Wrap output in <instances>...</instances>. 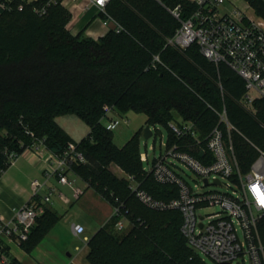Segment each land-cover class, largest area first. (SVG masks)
Returning a JSON list of instances; mask_svg holds the SVG:
<instances>
[{"label":"trees","instance_id":"16d2710c","mask_svg":"<svg viewBox=\"0 0 264 264\" xmlns=\"http://www.w3.org/2000/svg\"><path fill=\"white\" fill-rule=\"evenodd\" d=\"M247 1L264 18V0ZM35 3L0 12V175L10 165V153L21 154L38 140L59 155L74 144L84 161H74L69 170L113 207L121 206L128 224L118 230L122 216L112 214L90 237L92 264H206L181 232V213L145 206L128 178L114 172L113 165L158 199L176 195L174 186L144 171L135 136L123 146L114 142L104 125L108 109L143 113L148 123L167 126L180 116L204 135L218 122L211 107H225L237 129L231 136L239 164L247 172L259 154L256 146L264 150V100L255 102V111L245 109L240 103L245 82L229 65L216 64L197 44L186 49L168 44L180 26L169 9L181 5L186 19L196 8L189 0H111L107 12L124 29L98 38L86 35V28L69 30L64 6L53 4L38 16ZM66 115L89 126L84 138L75 140L58 124L57 117ZM58 221L45 206L22 246L32 250ZM259 230L264 235V216ZM9 264L21 263L14 258Z\"/></svg>","mask_w":264,"mask_h":264},{"label":"built area","instance_id":"2783aa9c","mask_svg":"<svg viewBox=\"0 0 264 264\" xmlns=\"http://www.w3.org/2000/svg\"><path fill=\"white\" fill-rule=\"evenodd\" d=\"M32 0H0V12L23 9ZM111 0H37L33 11L38 16L48 14L51 5L60 4L68 9L70 20L67 28L74 30L78 21L93 7L106 33L112 29L121 32L124 27L107 12ZM196 5L186 19L181 18L182 6L169 9L180 21L175 34L167 40L168 44L186 49L197 44L201 52L216 64L229 65L245 82L246 91L240 99L243 107L255 111V102L264 100V18L234 5V0H189ZM228 5H231L228 7ZM105 33V34H106ZM96 37V36H95ZM155 61H160L158 55ZM221 86V84H220ZM218 117L217 124L207 133L202 132L192 120L180 116L168 123L170 135L165 146V153L155 157L150 172L160 184L172 185L176 195L158 199L141 187L131 175H127L130 189L135 197L145 206L158 211L176 210L182 215L181 232L188 244L200 251L217 264H242L249 254L252 264H264V241L259 230V222L264 216V150L259 152L247 172H243L235 151L232 131L237 130L230 122L225 107H211ZM104 121L106 129L113 130L122 121L110 114ZM152 129V128H151ZM152 129V135H154ZM31 135L34 134L31 132ZM39 158L52 160L46 173L56 174L61 184L74 187L75 198L81 197L84 189L75 185V180L67 176L74 161H84L83 154L74 144L62 154L49 150L42 140L36 141L30 148ZM20 154L9 155L10 165L15 163ZM141 160L149 161L146 153H141ZM177 161L186 164L196 175L199 182L192 187L180 174L182 171ZM229 178L235 184L227 183L231 192L216 190L204 191L203 187L221 186L223 179ZM44 183L38 179L32 181L34 189L31 199L15 210V217L10 221H0V254L3 255L6 240L22 246L28 240L37 218L45 211V203L51 201L57 193L56 187H49L43 194L42 202L35 198ZM88 186V184H87ZM173 192V191H172ZM64 201L68 198L63 193ZM113 214L121 215V206L113 207ZM118 220V230L128 226L126 218ZM75 234L84 228L73 224ZM242 236L240 237V232ZM242 258L243 262L238 261Z\"/></svg>","mask_w":264,"mask_h":264},{"label":"crops","instance_id":"0c3cea01","mask_svg":"<svg viewBox=\"0 0 264 264\" xmlns=\"http://www.w3.org/2000/svg\"><path fill=\"white\" fill-rule=\"evenodd\" d=\"M83 28H86V35L92 36L93 38H98L106 33L97 16V9L95 7L78 21L72 32L77 33ZM82 138L74 139L79 141ZM51 165L52 160L48 161L45 158H39L33 151L26 149L18 156L15 163L9 165V167L4 170L0 175V221H10L14 219L15 210L24 206L31 199L34 193L32 187V181L34 179H38L44 183L39 195L35 198L38 202H42L43 194L46 193L51 186L57 188V193L53 195V198L55 197L66 204L72 202L71 198L63 192V187L67 186V184L59 183L56 174H46ZM66 174L69 178L70 175H72L84 181L72 170H68ZM84 182L86 184L85 188H88L87 182ZM60 193H63L66 198H68L67 202L61 199ZM80 198L81 197L76 199L79 200ZM51 201L53 203L55 199ZM45 206L57 213V210L51 203H45ZM110 206L112 208L111 213L101 226H103L113 214V206L111 204ZM77 224L83 227L81 223ZM55 226L30 251H27L23 246L6 240L4 254H0V264H9L14 258L21 264H92L88 260V254L90 252L88 241L90 237L84 235L83 241L81 239L76 240L79 235H75L71 227L69 231L74 238H72L69 243L61 244V235L60 232L55 231ZM98 229L99 228H96L92 233L94 234ZM59 243L61 246H55ZM61 254H63L64 257H62ZM8 257L10 258L9 260L7 259Z\"/></svg>","mask_w":264,"mask_h":264},{"label":"rangeland","instance_id":"374dc122","mask_svg":"<svg viewBox=\"0 0 264 264\" xmlns=\"http://www.w3.org/2000/svg\"><path fill=\"white\" fill-rule=\"evenodd\" d=\"M234 5L241 7L250 15L255 16L256 14L255 10L247 0H234ZM230 6L231 5H228V7ZM110 115L113 118L127 120V122L122 121L119 126L112 130L114 142L118 146H123L129 139L135 136L138 143L139 151L141 153H146L149 158V161H143V168L146 172H150L155 157L158 158L161 154L165 153L166 148L165 146H163V144L167 143L168 141L170 135V128L167 125L161 123H148L147 116L145 114L136 113L135 111H128L127 113H119L117 111H113ZM57 122L75 139H80L86 136L89 132V126L75 115L59 116L57 117ZM148 125L154 130L155 133L154 135L146 139L144 136V129ZM177 164L182 169L179 174L192 187L196 189L195 185L197 182H199V180L196 177L195 173L183 162L177 161ZM113 170L118 176H126V174L115 165H113ZM70 178L75 180L76 186H79L84 189V193L82 194L81 198L77 200L75 198L74 187L67 185L63 187V192L69 198H71V203H63L55 197H52L53 199H51H55L53 203L52 201L48 202L52 204V206L57 210V213L59 215V221L55 226V231L60 232L61 244L69 243L72 238H74V236H71L69 231V228L72 227V224L81 223L85 228L84 232L80 234H75L79 235L76 240L81 239L83 241L84 235L91 237L93 234L92 232L96 230V228H100L102 223L109 217L112 209L110 204L96 193L93 185H88V188H85L86 184L84 181L72 175H70ZM223 182L224 184L221 186H204L203 190L231 192L232 189L227 188V183L232 184V188L235 189L236 184L231 179L225 178L223 179ZM87 184L89 183L87 182ZM240 237H243L242 231L240 232ZM262 237L264 241L263 234ZM61 244L59 243L55 246H61ZM192 249L195 253L200 255V257L202 258V260H204L206 264H217L204 254L200 253V251L194 248ZM61 256L64 257L63 254H61ZM7 259L9 260L10 258L8 257ZM238 261L243 262L242 258H240ZM236 262L237 261H235L233 264H236ZM244 262L245 263L242 264H252L249 254H246Z\"/></svg>","mask_w":264,"mask_h":264},{"label":"water","instance_id":"95a60500","mask_svg":"<svg viewBox=\"0 0 264 264\" xmlns=\"http://www.w3.org/2000/svg\"><path fill=\"white\" fill-rule=\"evenodd\" d=\"M144 136L146 139H148L149 137L152 136V129L150 128V126H146L145 129H144ZM225 264H228V263H225ZM239 264V263H237Z\"/></svg>","mask_w":264,"mask_h":264}]
</instances>
